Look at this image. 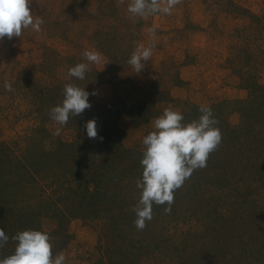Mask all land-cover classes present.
<instances>
[{
	"label": "rangeland",
	"instance_id": "obj_1",
	"mask_svg": "<svg viewBox=\"0 0 264 264\" xmlns=\"http://www.w3.org/2000/svg\"><path fill=\"white\" fill-rule=\"evenodd\" d=\"M129 2L32 0L41 30L0 40V228L9 237L0 258L14 252L17 232L33 229L49 233L66 264H264V0H182L171 15L144 19ZM150 27L155 47L136 73L128 60L152 42ZM85 50L102 62L69 78L88 63ZM69 82L85 86L91 107L55 135L50 109ZM202 104L222 133L211 164L191 175L188 193L175 191L170 214L154 204L137 230L144 136L164 108L188 122ZM93 118L96 139L84 126ZM115 126L131 153L112 161L96 149Z\"/></svg>",
	"mask_w": 264,
	"mask_h": 264
},
{
	"label": "clouds",
	"instance_id": "obj_2",
	"mask_svg": "<svg viewBox=\"0 0 264 264\" xmlns=\"http://www.w3.org/2000/svg\"><path fill=\"white\" fill-rule=\"evenodd\" d=\"M120 4L124 0H118ZM32 0H0V40L21 37L23 30L31 27L39 32L44 23L39 16L34 17L29 5ZM182 0H130L127 12L134 17L147 18L160 13L171 15ZM152 42L148 45L138 43L128 63L139 73L149 61L155 47L156 29H148ZM85 62L77 63L68 69L69 78L85 79L90 63L102 62V54L98 50H85ZM108 61H103L104 65ZM6 91H12V84L4 83ZM95 94V93H93ZM63 101L50 109V118L61 128L67 124L70 115L79 116L91 107L90 93L76 83H66L63 90ZM201 113L197 119L185 122L183 114L171 106L163 109L160 116L153 121V131L143 138V151L140 163L142 178L136 180L140 197L134 205L136 213L134 221L137 230L146 227L153 215V205H167L164 213H171L174 193L181 188L192 173L207 166L209 155L217 149L222 141V133L218 120L214 117L209 105L199 107ZM87 136L97 138V122L89 119L85 122ZM102 139V138H101ZM9 240L3 228H0V247ZM12 240L16 242L14 252L0 258V264H66L63 252L53 254V245L48 232L27 229L17 232Z\"/></svg>",
	"mask_w": 264,
	"mask_h": 264
},
{
	"label": "trees",
	"instance_id": "obj_3",
	"mask_svg": "<svg viewBox=\"0 0 264 264\" xmlns=\"http://www.w3.org/2000/svg\"><path fill=\"white\" fill-rule=\"evenodd\" d=\"M258 85V84H257ZM258 86H261V85H258ZM262 87V86H261ZM255 94V93H254ZM254 95H250V99L252 98V100L250 102H253V101H258L257 98L254 99L253 97ZM264 105V103H263ZM260 112H261V118L258 120L259 123L261 124H264V108H260L259 109ZM185 117V116H184ZM140 122V121H139ZM261 129V128H260ZM103 132V131H101ZM235 132V131H233ZM104 135L101 136V140H102V145H100L99 147H96L98 149V151L107 154L108 152H111V155H112V158L111 160H117L118 158L120 157H125V156H128L130 155V151L127 150L123 144H122V132L120 130V128L118 126H115V127H112V130L111 131H105L103 132ZM87 146H84V149H86ZM81 149H83V147H79L78 148V152L83 155L82 151H80ZM97 158L99 159L100 156H97ZM102 159H106V161L109 162V159L108 158H101ZM102 162V161H101ZM208 165L211 164L210 161L207 162ZM207 167V166H206ZM100 168H101V164H100ZM208 168V167H207ZM198 174V175H197ZM192 175H194L196 177V180L198 177H200L201 175H204V168H201V169H197L195 170ZM197 175V176H196ZM142 177V176H140ZM195 182V179L191 176L189 179H187L183 186L181 187V192H184L185 193H188L189 192V188H190V185ZM201 186V185H200ZM96 191V190H95ZM98 191V190H97Z\"/></svg>",
	"mask_w": 264,
	"mask_h": 264
}]
</instances>
